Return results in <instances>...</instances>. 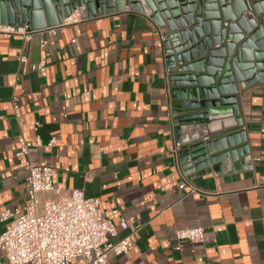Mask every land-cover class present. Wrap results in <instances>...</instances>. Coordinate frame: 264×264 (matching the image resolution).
<instances>
[{"label": "crops", "instance_id": "0c3cea01", "mask_svg": "<svg viewBox=\"0 0 264 264\" xmlns=\"http://www.w3.org/2000/svg\"><path fill=\"white\" fill-rule=\"evenodd\" d=\"M126 9L80 17L53 33L42 28L25 44L0 34V213L25 203L28 159L53 167L55 187L98 197L114 223L142 224L130 254H110L109 264H264V85L236 95L246 151L217 169L182 168L174 154L166 29ZM41 58L45 70H33ZM21 134L42 141L28 157L16 154ZM184 182L198 191L180 188ZM192 226L204 227L201 242L175 238L176 229ZM117 229L116 238L127 232ZM0 264H8L2 254Z\"/></svg>", "mask_w": 264, "mask_h": 264}, {"label": "water", "instance_id": "95a60500", "mask_svg": "<svg viewBox=\"0 0 264 264\" xmlns=\"http://www.w3.org/2000/svg\"><path fill=\"white\" fill-rule=\"evenodd\" d=\"M124 6L166 29L162 47L181 167L217 169L240 148L243 154L236 95L264 85V0H0V23L42 29L76 9L87 19L124 12Z\"/></svg>", "mask_w": 264, "mask_h": 264}, {"label": "built area", "instance_id": "2783aa9c", "mask_svg": "<svg viewBox=\"0 0 264 264\" xmlns=\"http://www.w3.org/2000/svg\"><path fill=\"white\" fill-rule=\"evenodd\" d=\"M76 9L62 23L48 27L50 32L61 25L80 19ZM40 29H31L27 25L0 23V34L7 37L17 36L23 44L28 42ZM43 46V43H41ZM20 61H25L20 56ZM45 58H41L31 68L44 71ZM12 108L14 117L20 124L19 103L13 97ZM40 126L34 123V129ZM264 131V129H263ZM52 137L48 145L55 143ZM38 135L34 143L22 134L18 138L16 154L28 157L31 147L41 145ZM26 200L21 207L4 209L0 220L4 229L0 234V254L8 264H109L108 257L114 255H129L133 236L141 229L142 224L134 218H120L114 223L103 215L98 197H86L82 189H61L53 184V167L25 162ZM180 188L188 193L198 191V188L184 182ZM119 226L127 230L120 238ZM178 241L201 242L204 238V227L192 226L174 231ZM180 248V245L177 246Z\"/></svg>", "mask_w": 264, "mask_h": 264}, {"label": "bare ground", "instance_id": "6f19581e", "mask_svg": "<svg viewBox=\"0 0 264 264\" xmlns=\"http://www.w3.org/2000/svg\"><path fill=\"white\" fill-rule=\"evenodd\" d=\"M119 2L123 4V0H119ZM124 7L126 8V6H124Z\"/></svg>", "mask_w": 264, "mask_h": 264}]
</instances>
